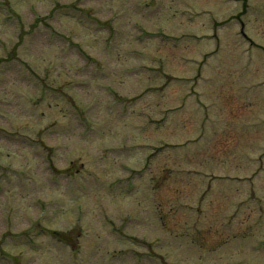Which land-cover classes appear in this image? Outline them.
<instances>
[{"label":"rangeland","instance_id":"rangeland-1","mask_svg":"<svg viewBox=\"0 0 264 264\" xmlns=\"http://www.w3.org/2000/svg\"><path fill=\"white\" fill-rule=\"evenodd\" d=\"M245 2L0 0V264H264Z\"/></svg>","mask_w":264,"mask_h":264}]
</instances>
